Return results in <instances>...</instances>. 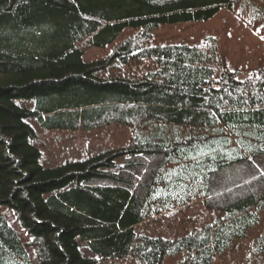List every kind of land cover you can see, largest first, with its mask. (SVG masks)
Listing matches in <instances>:
<instances>
[{
	"label": "trees",
	"instance_id": "obj_1",
	"mask_svg": "<svg viewBox=\"0 0 264 264\" xmlns=\"http://www.w3.org/2000/svg\"><path fill=\"white\" fill-rule=\"evenodd\" d=\"M234 5L0 0V209L8 207L30 236L23 242L0 212V264L127 257L162 264L178 254L184 264H211L247 237L264 212V67L241 78L213 36L194 45L151 44L161 24L207 20ZM126 27L136 31L118 39ZM109 45L103 58L84 59L88 49ZM144 60L155 68L140 77L97 74L114 62ZM28 118L45 129L122 124L132 135L121 147L44 166ZM195 200L221 216L178 239L137 232ZM250 264H264V233Z\"/></svg>",
	"mask_w": 264,
	"mask_h": 264
},
{
	"label": "rangeland",
	"instance_id": "obj_2",
	"mask_svg": "<svg viewBox=\"0 0 264 264\" xmlns=\"http://www.w3.org/2000/svg\"><path fill=\"white\" fill-rule=\"evenodd\" d=\"M232 9L221 7L207 20L165 23L152 33L151 44H189L200 43L204 38L213 36L219 41V51L224 55L227 65L239 68L241 78H246L259 68L264 67V0H234ZM133 27H126L118 39L133 34ZM111 45L102 48L94 47L84 53L85 60L99 59L106 56ZM151 60L121 65L112 63L106 69L98 71V75L109 77L124 75L140 77L147 70L154 69ZM214 78H219V71ZM15 102L21 106L32 107L33 101L17 98ZM27 121L34 127L37 138L34 143L40 149L41 163L44 166H56L67 160L85 159L96 153L125 145L131 138L132 129L128 125L110 124L97 129L66 130L45 129L35 118ZM122 159H118L121 163ZM199 192V190H198ZM9 223L16 229L23 242H28L30 236L16 221L13 212L8 207H1ZM221 214L205 208L203 201L195 200L184 207L173 208L157 217L150 218L137 225V232L146 235H161L169 239H178L192 230L205 224H212ZM264 233V212L260 215L257 225L248 231L244 239H237L232 246L221 255H216L211 264H250L251 248L260 234ZM27 250L34 260L32 247ZM86 256L94 255L83 247ZM185 254L167 256L162 264H184ZM97 264H136L129 257L125 259L102 260Z\"/></svg>",
	"mask_w": 264,
	"mask_h": 264
}]
</instances>
